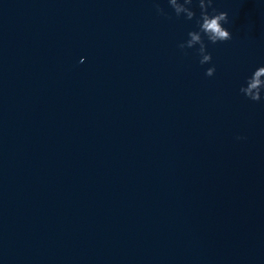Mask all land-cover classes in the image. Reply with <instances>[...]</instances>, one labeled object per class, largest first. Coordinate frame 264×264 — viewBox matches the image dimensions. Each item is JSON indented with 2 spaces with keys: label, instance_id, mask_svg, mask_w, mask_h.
<instances>
[{
  "label": "water",
  "instance_id": "water-1",
  "mask_svg": "<svg viewBox=\"0 0 264 264\" xmlns=\"http://www.w3.org/2000/svg\"><path fill=\"white\" fill-rule=\"evenodd\" d=\"M224 26L201 65L168 3L0 0V264H264V33Z\"/></svg>",
  "mask_w": 264,
  "mask_h": 264
},
{
  "label": "clouds",
  "instance_id": "clouds-1",
  "mask_svg": "<svg viewBox=\"0 0 264 264\" xmlns=\"http://www.w3.org/2000/svg\"><path fill=\"white\" fill-rule=\"evenodd\" d=\"M194 0H168V4L174 11L176 17L183 16L187 21L195 19L196 30L187 33L188 38L180 42L177 46L181 50L196 48L200 57L201 65L210 64L212 55L208 51V44H218L231 40L232 33L224 26L229 23L228 13L217 11L213 7V0H196L200 14L197 18L196 11L192 7ZM155 11L158 15L171 19V16L162 8L159 3H155ZM212 9L209 12V9ZM207 40V43L205 42ZM83 62V60L81 61ZM215 65L208 67L205 71L207 77L214 76ZM247 99L259 102L264 99V65L257 67L250 76L246 78L245 85L239 89ZM243 139V137H237Z\"/></svg>",
  "mask_w": 264,
  "mask_h": 264
}]
</instances>
